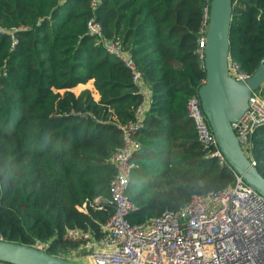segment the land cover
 <instances>
[{
  "label": "trees",
  "instance_id": "16d2710c",
  "mask_svg": "<svg viewBox=\"0 0 264 264\" xmlns=\"http://www.w3.org/2000/svg\"><path fill=\"white\" fill-rule=\"evenodd\" d=\"M0 0V238L68 260L113 209L110 162L117 125L134 120L141 95L130 70L106 52L117 40L150 99L134 135L127 194L143 224L178 211L193 195L234 184V171L209 157L187 115L205 80L197 41L209 0ZM94 17L100 36L87 33ZM264 58V0H232L229 60L253 74ZM91 85L93 91L78 87ZM249 157L264 177V125Z\"/></svg>",
  "mask_w": 264,
  "mask_h": 264
},
{
  "label": "built area",
  "instance_id": "2783aa9c",
  "mask_svg": "<svg viewBox=\"0 0 264 264\" xmlns=\"http://www.w3.org/2000/svg\"><path fill=\"white\" fill-rule=\"evenodd\" d=\"M91 4L94 10L97 1L91 0ZM207 22L206 8L197 41L202 71ZM86 28L89 35H101V25L94 17L87 22ZM104 45L108 54L118 58L130 70L132 83L141 95V104L133 121L117 125L122 142L110 159L114 175L105 201L113 213L100 225V237L78 231L67 233L87 240L84 245L89 252L86 264H264V197L246 185L235 172L232 186L218 192L193 195L178 211H165L143 224L129 221L128 217L136 210L127 194L134 168L131 160L136 144L134 135L142 128L150 91L132 56L123 51L120 42L105 41ZM228 75L242 83L251 77L230 60ZM186 109L198 141L209 151L208 156L226 164L202 112L197 91L188 99ZM261 125H264V85L251 92L244 115L232 124L240 147L253 166L249 140ZM47 246L48 243H38L33 247L45 250Z\"/></svg>",
  "mask_w": 264,
  "mask_h": 264
},
{
  "label": "water",
  "instance_id": "95a60500",
  "mask_svg": "<svg viewBox=\"0 0 264 264\" xmlns=\"http://www.w3.org/2000/svg\"><path fill=\"white\" fill-rule=\"evenodd\" d=\"M231 15L232 0H209L204 48L205 80L197 94L202 112L226 164L246 185L264 197V177L244 154L232 129V124L244 115L251 92L261 89L264 85V58L245 83L229 77ZM0 262L75 264L70 260L52 256L45 250L4 240H0Z\"/></svg>",
  "mask_w": 264,
  "mask_h": 264
},
{
  "label": "rangeland",
  "instance_id": "374dc122",
  "mask_svg": "<svg viewBox=\"0 0 264 264\" xmlns=\"http://www.w3.org/2000/svg\"><path fill=\"white\" fill-rule=\"evenodd\" d=\"M84 88L89 89V90L93 91V93H94V90H93L91 85H87L85 87H82V86L78 87V89L76 91L79 92ZM88 255H89L88 250L84 246H82L78 250L72 251L69 254L67 259L72 261L75 264H86Z\"/></svg>",
  "mask_w": 264,
  "mask_h": 264
}]
</instances>
